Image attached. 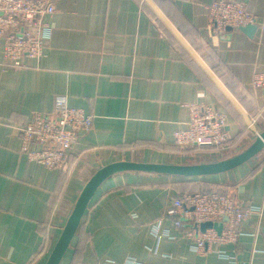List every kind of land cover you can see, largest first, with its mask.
<instances>
[{
  "label": "crops",
  "instance_id": "crops-1",
  "mask_svg": "<svg viewBox=\"0 0 264 264\" xmlns=\"http://www.w3.org/2000/svg\"><path fill=\"white\" fill-rule=\"evenodd\" d=\"M51 1L55 11L40 32L43 56L9 67L0 47V264H45L83 186L108 163H187L199 154L202 161L217 160L254 140L255 131L161 15L238 101L256 131L264 130V84L254 83L264 77V0H232L244 2L257 17L256 29H225L220 35L210 32L208 6L214 0H150L161 15L147 0ZM56 95L93 117L61 169L31 160L20 150L17 131L34 113H51ZM196 102L225 113L229 149L216 153L174 144ZM199 190L259 206L261 216L244 222L246 235L236 242L196 251L197 231L186 223L176 226V216L166 211L182 193ZM107 261L264 264V149L214 175L125 170L109 176L60 264Z\"/></svg>",
  "mask_w": 264,
  "mask_h": 264
},
{
  "label": "built area",
  "instance_id": "built-area-1",
  "mask_svg": "<svg viewBox=\"0 0 264 264\" xmlns=\"http://www.w3.org/2000/svg\"><path fill=\"white\" fill-rule=\"evenodd\" d=\"M54 11L51 0H0V47L6 66L20 67L25 64V58L44 55L45 43L40 32ZM208 13L212 35L222 34L226 27L236 29L257 23V17L240 1L214 0L208 6ZM254 83L264 84V77H255ZM226 119L225 113L216 107L204 102L193 103L189 106L186 127L174 134V144L181 149H213L216 153L227 150L231 146V137L226 130ZM92 122V115L70 107L64 95H56L51 113H34L28 121L17 126L20 150L48 168L61 169L80 133L88 131ZM261 213L259 206L238 204L225 193L210 190L182 193L166 211L167 215L176 216L174 224L178 227L183 223L193 227L202 222L215 223L223 221V217L228 218L220 232L214 228L196 230L192 246L196 251L205 247L209 249L213 244L236 242L240 236L246 235L244 222L253 215L260 218ZM257 233L258 227L253 235ZM187 235L192 237L193 233L189 231ZM217 249L222 254L223 251Z\"/></svg>",
  "mask_w": 264,
  "mask_h": 264
},
{
  "label": "water",
  "instance_id": "water-1",
  "mask_svg": "<svg viewBox=\"0 0 264 264\" xmlns=\"http://www.w3.org/2000/svg\"><path fill=\"white\" fill-rule=\"evenodd\" d=\"M147 2L150 3V5L153 7L150 0H147ZM153 8L157 11V13H159V11L155 7ZM161 17L168 24V26L171 28L177 38L181 41V43L185 45V47L192 53V55L200 63V65L216 82L219 88L228 97L229 101L238 109V111L241 113L250 128L255 131V138L250 143V145L242 151L226 158L217 160L201 161L197 163H153L126 160L108 163L100 167L93 173V175L87 180V182L83 186L66 220V223L61 230L57 241L55 242L51 252L47 257L45 264H60L62 257L64 256L67 248L69 247L78 226L80 225L81 219L88 207L91 198L95 194L100 184L114 173H117L119 171L131 170L179 177H198L205 175H214L234 169L235 167L253 158L262 149H264V130L256 131L253 123L249 120L238 101L223 86V84L212 73V71L203 63V61L196 54V52L183 40V38L178 34V32L165 20L162 15ZM232 29L234 28L226 27L227 31H230ZM236 29L246 32L247 34H252L256 29V24H247L245 26H240ZM227 220V217H223V221L221 222H202L197 225V230L204 231L206 228H214L216 231L220 232L223 227V222H226Z\"/></svg>",
  "mask_w": 264,
  "mask_h": 264
},
{
  "label": "rangeland",
  "instance_id": "rangeland-1",
  "mask_svg": "<svg viewBox=\"0 0 264 264\" xmlns=\"http://www.w3.org/2000/svg\"><path fill=\"white\" fill-rule=\"evenodd\" d=\"M235 152H237V151H235ZM232 154H234V151H233V153H225V154H221V156H220V158L222 159V158H226V157H228V156H230V155H232ZM202 156V154H199V156L197 157V158H190L188 161H187V163H197V162H200V161H202V160H204L205 158L204 157H201ZM214 157H219L218 155H213ZM209 161V160H208ZM193 228L195 229V230H197V225H194L193 226Z\"/></svg>",
  "mask_w": 264,
  "mask_h": 264
}]
</instances>
